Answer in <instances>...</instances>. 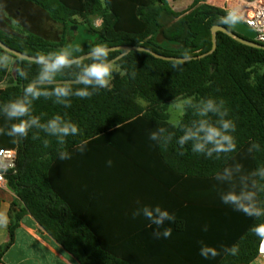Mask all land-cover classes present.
Instances as JSON below:
<instances>
[{
    "label": "trees",
    "instance_id": "1",
    "mask_svg": "<svg viewBox=\"0 0 264 264\" xmlns=\"http://www.w3.org/2000/svg\"><path fill=\"white\" fill-rule=\"evenodd\" d=\"M22 1L43 10L65 30L59 40L51 41L27 29L16 30L14 35L0 29L1 41L36 57L67 46L79 47L81 51L75 55L82 56L96 44L108 48L145 46L168 57H197L211 51V30L226 26L227 16L207 0H194L185 13L173 11L168 0H104L105 6L102 0ZM88 9L101 16L102 29L86 25L78 31L80 41L74 43L70 24L75 21L71 18L85 15ZM172 17L175 25H171ZM0 54L17 61L15 79L0 88L3 105L22 96L39 66L1 48ZM109 60L117 62L121 72L114 73L111 86L91 98L73 96L70 108L44 97L33 101L31 114L42 123L61 115L81 129V135L66 138L63 149L55 137L35 128L26 138L0 134V153L16 152L15 167L5 172L0 167V173L17 196L10 212V240L0 245V264L27 212L80 264H137L125 252L124 230L128 225L157 227L146 218L127 220L121 216L123 183L129 168L142 170L144 165L158 163L172 168L176 197L171 214L175 222L165 221L161 228L173 229L170 237L178 244L179 264H252L258 258L261 240L252 229L261 221L222 202L221 194L231 185L216 179V174L237 163L245 174L264 166V50L219 32L216 50L202 59L177 62L147 52L115 51L110 52ZM8 71V67H0V82L9 76ZM56 81L74 89L81 87L67 70ZM189 96L224 101L226 118L236 125L234 152L209 158L193 153L190 143L183 148L176 143L182 133L172 127L167 107L174 98ZM193 118L189 110L182 121L188 123ZM5 123L0 114V127ZM160 127L175 132L166 150L149 138ZM33 133H38L39 139L33 140ZM44 139L50 141L49 147L43 145ZM81 141H87L83 152L77 150ZM253 143L259 149L249 152ZM60 150L67 151L70 158L60 160ZM258 198L264 201V193ZM20 203L24 208L16 211ZM233 245L238 247L236 255L224 251ZM202 246L215 248L220 255L205 259L200 255Z\"/></svg>",
    "mask_w": 264,
    "mask_h": 264
},
{
    "label": "clouds",
    "instance_id": "2",
    "mask_svg": "<svg viewBox=\"0 0 264 264\" xmlns=\"http://www.w3.org/2000/svg\"><path fill=\"white\" fill-rule=\"evenodd\" d=\"M80 51L79 47L67 46L37 56L35 61L39 66L37 75L25 86L22 96L0 105V114L6 121L5 126L0 127V134L26 138L29 131L35 128L55 137L60 149H63L67 137L82 134L81 129L75 123L65 120L61 115H55L42 123L40 117L31 114L33 101L41 97L53 99L54 103L70 108L71 97L88 99L99 90L109 87L116 69L112 61L109 60L110 50L108 47L104 44H96L90 48L86 57L75 55ZM85 59L90 62L85 63ZM8 63H10L9 57L0 56V67H6ZM66 70L74 77V83L81 87L74 89L71 84L57 83V76ZM170 107L181 114L190 110L194 117L188 123L179 119L172 122V127L182 133L176 140L181 148L190 143L193 153L204 154L209 158L215 156L216 159H219L222 154L236 150L235 138L232 135L236 130V125L232 120L226 118L228 110L224 107L223 100L219 102L213 98L197 100L195 97L189 96L174 98ZM212 116H215L216 119L213 120ZM174 136L175 132L160 127L157 131L151 132L149 138L166 150ZM32 139H39V134L33 133ZM86 144L87 141H81L77 145V150L83 152ZM43 145L49 147L50 141L44 139ZM253 149L258 150L259 145L253 143L249 152H252ZM58 156L60 160L70 158V154L64 150H60ZM108 163L110 165L111 161ZM216 179L227 181L231 185L229 190L221 194L222 202L232 205L235 210L243 212L250 218L261 221L252 231L264 240V201L258 198L259 193H264V166L245 174L243 166L237 163L218 172ZM141 214L157 229L161 228L165 221L175 222V216L167 210H162L160 206L139 208L133 212V218L135 219ZM7 223V216L0 213V227H6ZM154 234L157 238L167 239L172 232L170 228H164L163 231H156ZM224 251L236 255L238 247L235 245L230 248L225 247ZM200 255L207 259L210 256L215 258L220 253L215 248L202 246Z\"/></svg>",
    "mask_w": 264,
    "mask_h": 264
},
{
    "label": "crops",
    "instance_id": "3",
    "mask_svg": "<svg viewBox=\"0 0 264 264\" xmlns=\"http://www.w3.org/2000/svg\"><path fill=\"white\" fill-rule=\"evenodd\" d=\"M36 12L44 11L22 0H0V29L14 35L16 29L13 27V19L15 18L25 29L32 31L28 28L25 18L26 15L33 16ZM37 34L42 36L40 33ZM16 66L17 61L15 71ZM127 171L123 183L122 198H120L123 218L127 220L145 219L142 214L133 218V212L145 206L150 208L160 206L162 210L172 213L173 199L176 196L173 193V173L170 165L148 164L142 166V170L129 168ZM149 171H151V175L148 173ZM109 200L112 201V198ZM16 201L17 196L14 191L7 188V183L5 187H0V213L5 214L8 219L7 226L0 227V245H5L10 240V212ZM22 208L24 205L20 203L18 207H15V210L18 211ZM163 229H138L128 225L124 230V235L127 236L124 242L125 252L130 254L137 264H179L176 240L171 237L157 238L154 234L156 231H163ZM170 229L173 232V229ZM1 264L80 263L50 236L30 212H27L21 219L14 234L13 244L5 253ZM252 264H264V259L257 258Z\"/></svg>",
    "mask_w": 264,
    "mask_h": 264
},
{
    "label": "rangeland",
    "instance_id": "4",
    "mask_svg": "<svg viewBox=\"0 0 264 264\" xmlns=\"http://www.w3.org/2000/svg\"><path fill=\"white\" fill-rule=\"evenodd\" d=\"M102 1L105 6V1L104 0ZM193 2L194 0H168V5L176 13H185L191 8ZM90 11L91 10L88 9L85 15L83 16L80 14L72 16L71 19L75 21V23H71L70 25L72 27L71 30L74 33L72 37V41L74 43H77L80 41L81 34L80 33L78 34V31L79 29H82L84 26L86 25L91 26L96 30L102 29L103 20L101 16L91 13ZM25 19H26V23L29 29L37 33H40L43 37L51 41L59 40V37L62 35V32L65 31L63 27L51 21L45 12H40V13L36 12L33 14V16H29V17L28 15H26ZM13 20H14L13 27L17 31L27 32V30L24 28V26L20 22H18V20H16L15 18ZM168 21L170 20L166 19V22ZM170 22H171V25H175V19L173 17ZM73 29H76V30L74 31ZM0 56H4V55L0 54ZM9 59H10V63H8V65L6 66L9 68V71H8L9 77H7L5 81L0 84V87H6L9 84L10 79H13L15 77L16 59H13L10 57ZM112 63L114 64L116 70L113 72L111 83L109 86L112 85L114 73L121 72L120 65L117 62H112ZM140 102L144 106L148 105V103L143 99H140ZM167 112L170 115L171 122L178 120V119L182 120L184 116V114H181L177 112L175 109L171 108L170 104L167 107Z\"/></svg>",
    "mask_w": 264,
    "mask_h": 264
},
{
    "label": "built area",
    "instance_id": "5",
    "mask_svg": "<svg viewBox=\"0 0 264 264\" xmlns=\"http://www.w3.org/2000/svg\"><path fill=\"white\" fill-rule=\"evenodd\" d=\"M206 3L245 23L257 35V42L264 45V0H207ZM15 161V151L4 150L0 153V167L4 172L13 169ZM6 183L4 174L0 173V187H5ZM258 258L264 259L262 239L258 245Z\"/></svg>",
    "mask_w": 264,
    "mask_h": 264
},
{
    "label": "water",
    "instance_id": "6",
    "mask_svg": "<svg viewBox=\"0 0 264 264\" xmlns=\"http://www.w3.org/2000/svg\"><path fill=\"white\" fill-rule=\"evenodd\" d=\"M224 22H225L226 26L217 25V26H214L211 30V32H212V44H213L211 51H209L206 54L197 56V57H190V58L168 57V56L158 54V53L150 50L149 48H147L145 46L123 45V46L109 47L108 49L110 50V52H115V51L147 52V53H150L151 55H153L155 58H158V59L167 60V61L186 62V61H190V60L202 59V58L212 54L217 48V34L219 32H223V33L227 34L228 36H230L231 38L237 40L238 42H240L244 45L264 50V45L257 42V35L255 34V32H253L252 29H250L245 23L240 21L238 18H236L235 16L228 15L225 17ZM73 30L75 31L76 29H73ZM0 48L3 51L9 53L10 55H12L14 57L21 59V60H27L30 62H35L36 58H37L36 56H31L29 54H26V53H23L19 50H16V49L8 46L7 44H5L1 40H0ZM86 55L87 54H84L82 56L86 57ZM85 60H87V59H85ZM7 188L10 189L11 191H14L10 187V185H8V184H7Z\"/></svg>",
    "mask_w": 264,
    "mask_h": 264
}]
</instances>
